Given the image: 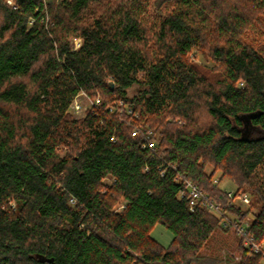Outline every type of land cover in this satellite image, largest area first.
<instances>
[{
	"label": "trees",
	"instance_id": "1",
	"mask_svg": "<svg viewBox=\"0 0 264 264\" xmlns=\"http://www.w3.org/2000/svg\"><path fill=\"white\" fill-rule=\"evenodd\" d=\"M81 93L100 104L75 120ZM249 129L264 131V0H0V264H209L220 217L191 210L186 181L260 244L264 136Z\"/></svg>",
	"mask_w": 264,
	"mask_h": 264
},
{
	"label": "rangeland",
	"instance_id": "2",
	"mask_svg": "<svg viewBox=\"0 0 264 264\" xmlns=\"http://www.w3.org/2000/svg\"><path fill=\"white\" fill-rule=\"evenodd\" d=\"M7 2L11 5L13 4V0H7ZM148 22H150V19L148 20ZM71 42L76 49L79 48L82 44V40L79 38H72ZM195 60L200 66L207 69H211L214 66L213 62L209 61L206 56L201 55L200 53L197 54V58ZM127 93L130 98L136 97L138 95L137 86L129 89ZM92 101L93 100L89 98V96L85 93H82L80 96H78L74 105H79L80 109H75V106L71 108L73 119H84L88 111L92 109ZM246 135L250 137H262L264 136V131H261L260 129H249L247 130ZM221 176L222 175L220 174L216 176L215 181H218V183L216 184H218L221 189L228 193V197L235 204H237V206L241 207V209H243L244 211L249 210V214L243 225L250 224L255 215L258 213V210L250 208V198L247 193L235 194L236 188L232 184V182L228 179L220 181ZM107 182L109 183V180ZM229 194L232 195V197H230ZM240 197H242V199H240ZM245 197L249 200L248 202H246ZM121 208L122 206H120L119 209ZM210 213L215 214L213 212ZM218 214L215 215L217 217H220L222 230L215 232L212 236V239L207 244L204 250V253L207 257L206 261H208L209 264H233L232 261H229L232 256L234 257L235 262L241 260L240 254L236 252L237 244L239 245V243L242 241L243 247H248L247 240L249 238H247V236H245L243 233H241L242 235L240 234V224L236 222V218L234 216L224 212H222V215ZM151 235L158 243H160L164 247H169L173 240L172 233L160 224L154 227ZM257 245H259L261 252L264 253V241ZM262 264H264V260Z\"/></svg>",
	"mask_w": 264,
	"mask_h": 264
},
{
	"label": "built area",
	"instance_id": "3",
	"mask_svg": "<svg viewBox=\"0 0 264 264\" xmlns=\"http://www.w3.org/2000/svg\"><path fill=\"white\" fill-rule=\"evenodd\" d=\"M76 99H77V97H76ZM76 99L74 100V102L72 104V107L75 106L74 104H75ZM99 104H100V99L99 98L96 99L95 101H92V107H96ZM119 106L123 107L129 114H132V110L130 108L126 107L123 102H120ZM74 108L79 110L80 106L76 105ZM136 133H137V131L134 132V135H136ZM145 141L146 142L144 144V147L148 148L149 150L154 151L155 148H156V142L150 140L149 137H145ZM215 183H218V181L216 180ZM186 195L189 198L191 210H193L195 207L200 205V206L204 207L206 210H208L209 212H213L215 214L219 213V214L222 215V211H220L218 206L207 195H205V193L202 190H200L191 181H186V183H185V191L181 193L182 197H184ZM229 196L232 197V195H230V194H229ZM242 197H240V199H242ZM245 200H246V202L249 201L248 199H246V197H245ZM240 228H239L240 229V231H239L240 234L243 233L245 235L244 227H240ZM247 242H248V246H251L252 249L254 250V252H256V253L261 252L259 245L255 244V243H252V241L250 239H248Z\"/></svg>",
	"mask_w": 264,
	"mask_h": 264
},
{
	"label": "water",
	"instance_id": "4",
	"mask_svg": "<svg viewBox=\"0 0 264 264\" xmlns=\"http://www.w3.org/2000/svg\"><path fill=\"white\" fill-rule=\"evenodd\" d=\"M110 85H111V88H112V89H114V83H113V82H111V84H110Z\"/></svg>",
	"mask_w": 264,
	"mask_h": 264
}]
</instances>
